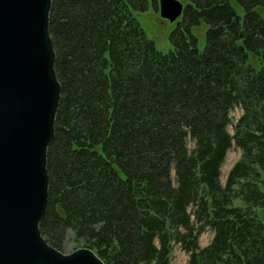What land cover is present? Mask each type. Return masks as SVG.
Returning a JSON list of instances; mask_svg holds the SVG:
<instances>
[{
    "label": "trees",
    "instance_id": "trees-1",
    "mask_svg": "<svg viewBox=\"0 0 264 264\" xmlns=\"http://www.w3.org/2000/svg\"><path fill=\"white\" fill-rule=\"evenodd\" d=\"M145 6L51 0L59 101L39 232L104 264H169L173 244L184 264H264V0H188L167 53L130 12ZM231 146L239 154L221 183Z\"/></svg>",
    "mask_w": 264,
    "mask_h": 264
},
{
    "label": "water",
    "instance_id": "water-1",
    "mask_svg": "<svg viewBox=\"0 0 264 264\" xmlns=\"http://www.w3.org/2000/svg\"><path fill=\"white\" fill-rule=\"evenodd\" d=\"M51 0H0V264H104L88 247L63 253L38 228L47 201L46 148L59 101L48 35ZM161 18L182 14L157 0Z\"/></svg>",
    "mask_w": 264,
    "mask_h": 264
},
{
    "label": "rangeland",
    "instance_id": "rangeland-1",
    "mask_svg": "<svg viewBox=\"0 0 264 264\" xmlns=\"http://www.w3.org/2000/svg\"><path fill=\"white\" fill-rule=\"evenodd\" d=\"M183 6L188 0H178ZM236 11L239 15L242 14L241 9L236 6ZM130 12L138 22L140 28L143 30L145 36L150 39L155 48L163 53H167L171 47V41L169 39V33L176 27L177 22L181 20L182 14L179 15L175 20L168 21L167 19L161 18L157 10V0H146V6L144 9H136L130 7ZM207 24L203 21H199L197 24L190 28V32L196 38V47L201 51L205 43V30ZM247 63L251 64L254 68H259L260 62L258 58L248 53ZM239 114L238 108H233L230 111L231 119L234 120ZM227 130L231 133V127L227 126ZM191 145L190 142L187 143ZM238 150L231 146L226 152L224 162L220 168V182L223 183L224 176L230 165L237 159ZM264 191V184L261 186ZM236 204H241L239 200H235ZM257 214L264 225V204L256 207ZM211 236V232L206 229L198 237V244L200 246L205 245ZM82 247L79 243H74L67 239L61 252L68 253L76 248ZM186 254L178 247V245H171L170 249V262L169 264H184Z\"/></svg>",
    "mask_w": 264,
    "mask_h": 264
}]
</instances>
